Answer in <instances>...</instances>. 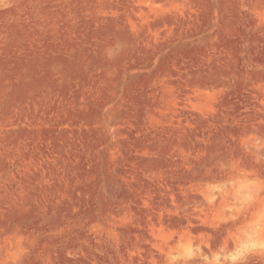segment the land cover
Masks as SVG:
<instances>
[{
    "label": "rangeland",
    "instance_id": "obj_1",
    "mask_svg": "<svg viewBox=\"0 0 264 264\" xmlns=\"http://www.w3.org/2000/svg\"><path fill=\"white\" fill-rule=\"evenodd\" d=\"M0 264H264V0H0Z\"/></svg>",
    "mask_w": 264,
    "mask_h": 264
}]
</instances>
